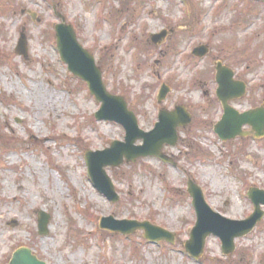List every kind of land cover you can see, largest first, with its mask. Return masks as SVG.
Returning a JSON list of instances; mask_svg holds the SVG:
<instances>
[{"label": "rangeland", "instance_id": "rangeland-1", "mask_svg": "<svg viewBox=\"0 0 264 264\" xmlns=\"http://www.w3.org/2000/svg\"><path fill=\"white\" fill-rule=\"evenodd\" d=\"M61 16L142 128L154 126L161 107L183 104L193 114L177 143L163 148L176 165L146 156L106 167L117 202L94 186L85 152L111 147L126 131L95 118L100 102L61 59L54 28ZM23 33L27 56L16 51ZM200 45L208 46L202 57L193 52ZM220 61L249 82V96L235 106L264 105V1L0 0V264L21 246L49 264H264V218L228 255L213 234L198 259L185 249L197 220L189 179L233 219L252 214L251 187L264 189V136L222 140L213 130L222 110L204 109ZM163 83L170 91L158 101ZM38 210L51 216L46 235ZM110 215L149 220L174 232V242L151 243L143 229L100 228Z\"/></svg>", "mask_w": 264, "mask_h": 264}, {"label": "water", "instance_id": "water-1", "mask_svg": "<svg viewBox=\"0 0 264 264\" xmlns=\"http://www.w3.org/2000/svg\"><path fill=\"white\" fill-rule=\"evenodd\" d=\"M55 30L58 49L62 59L67 62L69 70L85 80L90 91L97 100L102 102L100 110L96 112V117L99 120L117 121L123 124L126 129L125 141H114L109 148L97 151L89 150L86 153L88 171L94 183L110 200L116 202L119 195L106 167L119 166L125 161V158L128 161H136L138 157L149 155L157 156L164 161H171L163 153L162 148L165 143L176 144L178 127L190 123L192 115L184 105H179L172 111L163 109L160 111L159 121L155 128L144 131L139 126L136 114L128 107L126 99L107 90L100 67L97 66L94 56L78 41L74 27L63 21L56 24ZM164 35L165 32L154 35L153 40L158 42ZM16 50L27 56L28 45L25 33L21 35ZM207 51L206 46L195 50L199 55H204ZM217 69V79L220 83L219 97L225 105V113L215 127L216 132L224 140L232 139L238 135H246L242 131V127L248 124L256 131V136L262 137L264 135V108L258 107L240 113L228 105L229 99L244 93L245 85L240 81L233 80V71L230 68L219 63ZM169 90L167 85H163L159 100L164 99ZM139 139H142L143 143L137 145L136 141ZM188 191L193 197L198 219L191 232L190 240L186 242V248L195 257L202 254L206 239L210 234H215L222 239L225 253L232 252L235 248V238L249 233L264 216V210L261 208V205L264 204V190L259 188H251L248 192L255 205V211L244 220H231L212 210L205 200L202 188L193 180L188 182ZM38 215L39 233L48 234L50 214L40 210ZM101 227L123 234L143 229L145 237L152 241L161 239L174 241L173 233L150 221L119 220L111 215L102 218ZM11 264L47 263L38 259L30 248L21 247L15 251Z\"/></svg>", "mask_w": 264, "mask_h": 264}, {"label": "flooded vegetation", "instance_id": "flooded-vegetation-1", "mask_svg": "<svg viewBox=\"0 0 264 264\" xmlns=\"http://www.w3.org/2000/svg\"><path fill=\"white\" fill-rule=\"evenodd\" d=\"M236 78V77H235ZM211 81H213V86H215L214 87V89H213V96H214V99L213 100H211L208 104H207V108L205 107L204 109H205V111L206 110H211L212 109V111H216V110H218V108L219 109H221V110H223L222 109V104H221V102L219 101V99H218V97H217V89H218V84H217V82H216V80H215V76H214V78L211 80ZM245 83L247 84V91H246V94H245V96L243 97V98H246L247 96H249V94H250V87L248 86L249 85V82H246L245 81ZM207 92V91H206ZM243 98H241V99H243ZM237 100V99H236ZM236 100H232V102H230V104H232V105H236V103H234V102H236ZM216 105H217V109H216ZM236 107V106H235ZM251 108V107H250ZM247 109H249V108H247ZM242 111L243 110H246V109H241ZM216 112H218V111H216ZM221 115H222V112L220 111V112H218V113H215V116L217 117V120L221 117ZM248 129V128H247ZM41 258V257H40Z\"/></svg>", "mask_w": 264, "mask_h": 264}, {"label": "bare ground", "instance_id": "bare-ground-1", "mask_svg": "<svg viewBox=\"0 0 264 264\" xmlns=\"http://www.w3.org/2000/svg\"><path fill=\"white\" fill-rule=\"evenodd\" d=\"M45 100V98H44V96L41 98V101H44Z\"/></svg>", "mask_w": 264, "mask_h": 264}]
</instances>
